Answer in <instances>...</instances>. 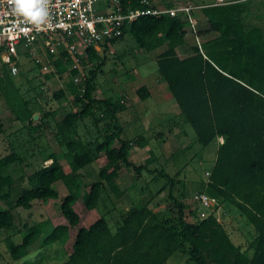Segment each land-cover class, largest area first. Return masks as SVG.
Here are the masks:
<instances>
[{
    "label": "trees",
    "instance_id": "trees-1",
    "mask_svg": "<svg viewBox=\"0 0 264 264\" xmlns=\"http://www.w3.org/2000/svg\"><path fill=\"white\" fill-rule=\"evenodd\" d=\"M181 3L163 1L161 4ZM247 4L246 0L198 4L202 27L194 35L200 40L198 44L189 43L186 49L182 48L186 43L183 36L188 31L183 13L138 15L124 24L119 36L100 45L107 46L128 32L137 48L151 55L157 76L164 81L178 108L173 120L178 124L187 123L201 146L213 144V157L205 170V179L199 181L195 192L204 193L213 208L231 205L251 226L250 240L243 245L234 243L212 211L194 216L193 220L186 219L184 196H174L170 190L166 199L175 208L171 213L152 210L148 205L151 196L141 202L130 199L125 208L119 205L123 194L114 177L120 168L130 167L135 176L142 169L149 170L151 179L160 176L169 184L171 176L160 166L148 168L157 155L150 157L149 154L142 163H131L127 158L130 144L143 146L148 138L142 134L131 138L123 135L118 112L124 104L111 100L108 95L92 96L93 69H88L81 81L73 82L72 76L77 70L68 66L69 57L61 51L54 58L48 53L54 69L44 77L64 70L69 75L64 85L71 93L70 103L75 108L54 118L51 131L68 169L64 170L55 154L49 152L46 163L29 173L11 176L2 169L20 157L10 149L0 156V199H8L12 208L28 207L32 199H56L58 191L54 184L59 180L65 192L57 208L66 223L53 224L41 238L39 233L48 223L47 218L22 223L19 240H13L9 234L3 239L12 260L33 251L39 254V248L52 241L61 243L67 226H76L71 250L60 264H164L174 252L184 254L185 262L193 264H264V33L262 27L244 26L243 7ZM177 49H183L180 55ZM85 54L88 59L97 58L92 46L85 47ZM80 63H84L83 59ZM9 75L6 63L0 61V91L15 119H26L28 123L30 109L17 89L12 88ZM134 91L139 99L148 96L144 84L136 86ZM63 94L61 87L52 92L55 97ZM95 110L100 115H95ZM48 114L53 115V111ZM86 116L91 117L95 127L93 151L89 147L92 141L84 140L76 130L77 122ZM44 123L46 120L39 116L26 129L35 132ZM218 136L221 139L215 143ZM91 160L97 164V178L80 191L78 169ZM101 190L106 194L103 198L111 201L110 207H104L87 226L77 225L79 214L71 206L73 201L80 197L84 206L91 208L103 194ZM116 204L113 216L105 214L110 208L114 210ZM187 210L196 215L192 209ZM12 222L10 209H0V228L11 226Z\"/></svg>",
    "mask_w": 264,
    "mask_h": 264
},
{
    "label": "rangeland",
    "instance_id": "rangeland-1",
    "mask_svg": "<svg viewBox=\"0 0 264 264\" xmlns=\"http://www.w3.org/2000/svg\"><path fill=\"white\" fill-rule=\"evenodd\" d=\"M151 1L162 2L163 0ZM181 1L183 2V0ZM246 1L248 4L243 7L244 26L262 27L264 33V8H262L264 0ZM191 16L194 19L193 27L191 29L186 25L188 31L183 36L186 40L182 46L183 49H186L189 43L198 44L200 40L194 35V32L202 27L197 7L192 9ZM93 48L97 58L88 59L85 53L79 54V71L73 75L79 79L75 83L81 81L88 69H93L94 89L91 92L92 96L100 98L108 95L111 100L120 101L124 104V108L118 112V122L121 125L122 134L130 138L142 134L148 138H146L147 143L143 146L131 143L127 158L131 163L137 164L142 163L149 154L150 157L157 155L148 164V168H152L154 165L160 166L171 176V184H169L168 180L160 176L151 179L152 172L149 170L142 169L135 176L130 167L120 168L114 177V183L120 193L123 194L118 204L127 206L131 201L130 199L141 202L151 196L150 203L152 202L151 205L154 209H157L158 212L171 213L175 211V208L166 199L170 190L174 196L180 194L184 196L186 219L193 220L194 216H201L212 211L226 228L234 243H240V245L247 243L253 235V230L231 205H214L215 208H213V203L209 198L206 197V201L203 203L192 197L197 191L199 181L205 179V170L213 157V144L201 146L195 141L193 131L187 123L178 124L173 120L178 108L170 98L164 81L157 76L155 61L151 55L137 48L128 32L123 33L120 38L107 46H95ZM183 49H177L178 54H181ZM16 53L17 71L9 76L12 88L17 89V93L25 100L27 109H30V122L27 123L26 119L22 121L15 119L13 111L0 91V120L2 122L0 156L12 149L20 157L19 161L10 162L2 169V172H8L11 176L29 173L38 165L46 163V156L49 152H53L62 168L67 170V160L51 135V131L54 128V118L62 116L65 110L75 108L70 103L71 93L64 85L69 75L64 70L60 73H53L47 78L44 77L45 73L54 69L47 53L40 52L37 54L38 63L35 62L31 53L26 52L23 44H16ZM52 57L53 55H51ZM80 59H83V64L80 63ZM97 63L98 65H96ZM41 64H44L45 68H42ZM140 84L148 85L146 88L149 89L148 96L143 99H139L134 91L135 87ZM59 87L63 88L64 94L59 97L53 96L52 92ZM49 111H53V115L48 114ZM98 112L99 110H95L94 114L100 115L101 112L99 114ZM39 116L44 118L46 123L42 124L35 132L27 131L28 124H34ZM94 128L90 116L79 120L76 126L77 133L84 140L92 141L89 146L92 151L95 144V141L92 140V136L95 137ZM220 139L218 136L215 143ZM78 171L81 173L80 191H82L90 181L97 178V164L91 160L80 167ZM54 187L58 191L56 199H32L28 207L17 206L12 208L8 199H0V209L9 208L13 214L12 225L0 228V264H23L24 260H27V264H56L55 262H61L59 259L62 256L59 257L58 248L61 246L62 251L69 250L68 241H64L62 245L58 240L52 241L42 245L39 248L41 251L39 254L33 251L19 259L12 260L3 240L7 234L13 240H19L23 230L22 223L30 224L47 218L48 223L40 230L39 238L45 235L53 224L66 223L57 208L59 198L65 189L59 180L55 182ZM100 192L103 193L102 190ZM104 195L106 196L105 193L100 194L97 203L91 208H86L80 197L73 201L71 206L77 213H80L79 222H86V219L90 220L102 213L104 207H110L111 201L106 199L107 197L103 198ZM117 206L116 204L114 210L110 208L105 214L113 216ZM189 208L196 215L189 214L187 210ZM73 228H70V235ZM36 253L37 255L32 258V255ZM28 259H32V261ZM164 264L193 263L191 261L185 262L184 254L174 252L167 257Z\"/></svg>",
    "mask_w": 264,
    "mask_h": 264
},
{
    "label": "built area",
    "instance_id": "built-area-1",
    "mask_svg": "<svg viewBox=\"0 0 264 264\" xmlns=\"http://www.w3.org/2000/svg\"><path fill=\"white\" fill-rule=\"evenodd\" d=\"M198 6L190 3L166 6L151 0H40L32 11L39 9L45 15L34 22L28 15L18 13L12 0H0V61L6 63L10 75L14 74L16 44L20 43L36 62L40 52L55 57L64 51L70 60L68 66L79 71L78 57L85 53L86 46L108 43L109 38L119 36L124 24L138 15L183 13L192 29L191 12ZM78 79L72 76L74 82ZM192 197L206 201L202 192H195Z\"/></svg>",
    "mask_w": 264,
    "mask_h": 264
},
{
    "label": "crops",
    "instance_id": "crops-1",
    "mask_svg": "<svg viewBox=\"0 0 264 264\" xmlns=\"http://www.w3.org/2000/svg\"><path fill=\"white\" fill-rule=\"evenodd\" d=\"M163 1H165V2H179V1H181V0H163ZM162 1V2H163ZM191 1V2H190ZM193 1V2H192ZM222 1H230V0H210V1H202V0H183V2L182 3H190V4H194V5H198V4H205V3H219V2H222ZM161 2V3H162ZM198 16H199V18L201 19V13L198 11ZM187 33V32H186ZM147 86V88H148V85H146ZM149 90V89H148ZM152 203V202H151ZM151 203H149L148 205L151 207V209L152 210H154V208L152 207V205H151ZM124 208L126 207V206H123ZM78 214H80V213H78ZM97 217V216H96ZM96 217H93L92 219H90V220H85L86 222H79V220H80V216H79V220H78V223H77V225H81V226H87L93 219H95ZM72 227H74L72 230V234L70 235V226H67V229H66V231H67V234H66V236L64 237V239H63V241L60 243V245H62V243L64 242V241H68L69 242V250H63L62 251V247L60 246L59 248H58V251H59V257H61L62 256V258L61 259H59L60 261H62L64 258H65V256H66V254L71 250V242H72V239H73V234H74V231H75V227L76 226H72ZM56 264H60V262H55Z\"/></svg>",
    "mask_w": 264,
    "mask_h": 264
},
{
    "label": "clouds",
    "instance_id": "clouds-1",
    "mask_svg": "<svg viewBox=\"0 0 264 264\" xmlns=\"http://www.w3.org/2000/svg\"><path fill=\"white\" fill-rule=\"evenodd\" d=\"M16 5V11L20 14L28 15L34 22H38L45 15L42 10L32 11L36 8L40 0H12Z\"/></svg>",
    "mask_w": 264,
    "mask_h": 264
}]
</instances>
